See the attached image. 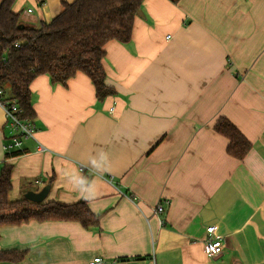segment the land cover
<instances>
[{
	"label": "crops",
	"instance_id": "obj_1",
	"mask_svg": "<svg viewBox=\"0 0 264 264\" xmlns=\"http://www.w3.org/2000/svg\"><path fill=\"white\" fill-rule=\"evenodd\" d=\"M30 1L13 9L39 26L73 0ZM103 66L115 95L102 101L83 73L66 86L32 81L36 140L16 156L0 107L8 199L50 185L45 202L84 201L98 224L3 225L0 250H26L17 264H264V0H144ZM221 117L251 143L242 160L213 128ZM212 225L224 246L208 258Z\"/></svg>",
	"mask_w": 264,
	"mask_h": 264
},
{
	"label": "trees",
	"instance_id": "obj_2",
	"mask_svg": "<svg viewBox=\"0 0 264 264\" xmlns=\"http://www.w3.org/2000/svg\"><path fill=\"white\" fill-rule=\"evenodd\" d=\"M144 0H73L62 2V10L50 22L39 26L24 22L13 9L16 0H0V89L15 99L22 117L33 121L30 84L42 75L53 85L66 86L78 73L85 74L102 101L115 95L106 84L103 66L105 45L110 41L128 43L134 20ZM214 130L227 140V153L242 160L250 141L227 118L221 117ZM21 152H11L16 156ZM12 165L0 169V226L29 221H73L89 229L99 222L86 202H32L25 198L10 201ZM27 251L0 250V264H17Z\"/></svg>",
	"mask_w": 264,
	"mask_h": 264
},
{
	"label": "built area",
	"instance_id": "obj_3",
	"mask_svg": "<svg viewBox=\"0 0 264 264\" xmlns=\"http://www.w3.org/2000/svg\"><path fill=\"white\" fill-rule=\"evenodd\" d=\"M27 12L31 13L32 10L28 9ZM0 107L4 111L8 128L6 140L3 146L4 151L7 153L23 152L22 145L24 139L36 140L35 128L32 121L22 117V111L16 100L5 96L3 90L1 89ZM37 150L44 151L45 147L38 142ZM164 204L168 205V201H165ZM164 210V205L160 203L156 206L155 212L161 214ZM215 232L216 227L214 225L208 226L206 228V237L202 241V250L208 258L217 257L221 253L224 246V239L216 236ZM90 264H106V262L101 256H95Z\"/></svg>",
	"mask_w": 264,
	"mask_h": 264
},
{
	"label": "water",
	"instance_id": "obj_4",
	"mask_svg": "<svg viewBox=\"0 0 264 264\" xmlns=\"http://www.w3.org/2000/svg\"><path fill=\"white\" fill-rule=\"evenodd\" d=\"M140 14L141 11H138V15ZM49 189L50 185H46L39 191L29 190L24 194V198L32 202H43L47 198Z\"/></svg>",
	"mask_w": 264,
	"mask_h": 264
},
{
	"label": "rangeland",
	"instance_id": "obj_5",
	"mask_svg": "<svg viewBox=\"0 0 264 264\" xmlns=\"http://www.w3.org/2000/svg\"><path fill=\"white\" fill-rule=\"evenodd\" d=\"M16 2H17L19 5H22L24 9L27 8L28 6H32V3H31L30 0H16ZM20 15H21V17H23V16H27V14H26V15H23V14H21V13H20Z\"/></svg>",
	"mask_w": 264,
	"mask_h": 264
}]
</instances>
